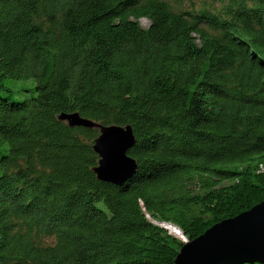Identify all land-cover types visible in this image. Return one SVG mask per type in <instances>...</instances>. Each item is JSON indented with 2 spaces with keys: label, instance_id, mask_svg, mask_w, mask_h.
I'll return each instance as SVG.
<instances>
[{
  "label": "trees",
  "instance_id": "1",
  "mask_svg": "<svg viewBox=\"0 0 264 264\" xmlns=\"http://www.w3.org/2000/svg\"><path fill=\"white\" fill-rule=\"evenodd\" d=\"M71 112L131 126L130 181L96 179ZM263 200L264 0H0V264H174L163 223L192 240Z\"/></svg>",
  "mask_w": 264,
  "mask_h": 264
},
{
  "label": "water",
  "instance_id": "2",
  "mask_svg": "<svg viewBox=\"0 0 264 264\" xmlns=\"http://www.w3.org/2000/svg\"><path fill=\"white\" fill-rule=\"evenodd\" d=\"M57 120L69 127L98 131L92 145L98 156L97 166L92 171L98 181L122 186L126 179L136 174L137 162L128 155L135 144L130 125H104L83 118L78 112L60 113ZM181 235L182 245L174 264L264 262V200L234 217L213 224L192 240Z\"/></svg>",
  "mask_w": 264,
  "mask_h": 264
},
{
  "label": "rangeland",
  "instance_id": "3",
  "mask_svg": "<svg viewBox=\"0 0 264 264\" xmlns=\"http://www.w3.org/2000/svg\"><path fill=\"white\" fill-rule=\"evenodd\" d=\"M168 1L175 9L178 10L192 11V10H199L206 8L213 13H221L224 10L227 3V0H168ZM140 24L143 28H147L149 26V20L141 19ZM33 84H34L33 79L15 82L14 84L11 85L12 86L11 93H13L12 95H15L16 97L25 98L26 94H23L20 91V89L24 87V85L31 86ZM173 236L176 238L182 237L181 234L179 237L175 235Z\"/></svg>",
  "mask_w": 264,
  "mask_h": 264
},
{
  "label": "bare ground",
  "instance_id": "4",
  "mask_svg": "<svg viewBox=\"0 0 264 264\" xmlns=\"http://www.w3.org/2000/svg\"><path fill=\"white\" fill-rule=\"evenodd\" d=\"M145 19V18H144ZM141 20V19H140ZM139 24H140V22H139ZM141 25V24H140ZM133 177V176H132ZM128 181H130V179H126V181H125V183H127ZM125 183H123V185L125 184ZM165 228H166V230L169 232V233H171L172 235H175V236H180V234H181V231L176 227V226H174V225H172V224H169V223H163L162 224ZM175 260V259H174Z\"/></svg>",
  "mask_w": 264,
  "mask_h": 264
},
{
  "label": "clouds",
  "instance_id": "5",
  "mask_svg": "<svg viewBox=\"0 0 264 264\" xmlns=\"http://www.w3.org/2000/svg\"><path fill=\"white\" fill-rule=\"evenodd\" d=\"M97 166V165H96Z\"/></svg>",
  "mask_w": 264,
  "mask_h": 264
}]
</instances>
